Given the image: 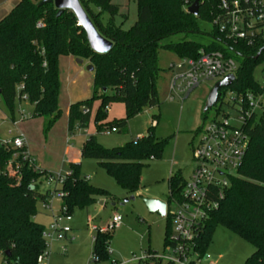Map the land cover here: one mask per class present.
Returning <instances> with one entry per match:
<instances>
[{
	"label": "trees",
	"instance_id": "obj_1",
	"mask_svg": "<svg viewBox=\"0 0 264 264\" xmlns=\"http://www.w3.org/2000/svg\"><path fill=\"white\" fill-rule=\"evenodd\" d=\"M99 33L113 42L106 54L90 47L86 33L75 14L65 10L59 17L53 4L39 5L33 0H18L0 20V95L13 110L14 103L27 100L33 105V116L59 117L61 56H72L94 66L93 95L73 102L69 107V131L75 121L86 128L92 117L95 101H99L94 121L99 132L107 128L127 133L129 121L146 108H160L157 78L161 72V48L176 53L182 59L198 60L204 53L221 52L239 63L236 79L230 87L219 91V101L227 91L243 93L260 91L255 72L264 63V43L249 46L231 42L214 23L221 12L220 0H200L199 14L187 9L195 0H136L137 20L129 29L115 23L120 5L112 0H80ZM212 24L203 32L200 22ZM41 23V26L38 24ZM178 33H199L211 38L209 43L185 40L162 45L161 42ZM125 105V117L106 122L112 103ZM210 110V109H209ZM203 112V120L208 112ZM159 118L160 114L154 115ZM156 124L146 135L123 145L108 148L95 135H90L81 147L83 159H93L105 169L117 184L130 195L140 192L142 174L149 160L161 159L169 139L155 135ZM246 131L250 143L237 174L201 226L195 249L201 259L219 226L242 237L255 247L244 264H264V117L251 119ZM26 146L14 148L0 145V254L8 264H38L46 250L45 226L36 221L38 203L51 196L42 192L37 183L44 173L27 155ZM27 155V156H26ZM47 177V176H46ZM186 180L179 172L168 179L169 194L179 198ZM62 206L67 214L84 210L100 198L110 197L107 190L90 183L79 163H72L61 187ZM168 217L171 223V217ZM172 227H167L164 245H169ZM113 231H97L94 237L93 259L108 260ZM138 264H173L163 262L156 252L148 250Z\"/></svg>",
	"mask_w": 264,
	"mask_h": 264
},
{
	"label": "rangeland",
	"instance_id": "obj_2",
	"mask_svg": "<svg viewBox=\"0 0 264 264\" xmlns=\"http://www.w3.org/2000/svg\"><path fill=\"white\" fill-rule=\"evenodd\" d=\"M112 2L120 5V14L116 16L115 23L121 25L123 29L131 28L137 20V1L112 0ZM200 28L203 32H209L212 24L201 21ZM185 40L209 43L211 38L199 33H178L163 40L161 44ZM158 61L162 69L157 78L160 108L148 107L141 114L133 117L128 123L127 133L111 132L110 128L102 132L97 130L94 116L99 101L94 102L89 125L82 128L79 122L75 121L72 130L69 131L70 99L81 97L82 100H87L93 95L94 76L86 69L87 73H84L83 77L78 79V83L72 86L74 90L67 92V83L62 84L60 111L56 121H52L54 118L52 116H33V106L18 100L11 110L0 95V138L12 139L22 134L27 138L29 154L45 175L37 179L42 192L46 188H53L47 184L48 177L57 174L66 176L71 164L79 163L82 174L92 185L110 193V197L98 200H105L106 203L101 207L97 203L95 206L98 207H95L94 211L77 209L73 212L72 221L67 223L71 231L67 237L56 239L49 246L48 256L42 261L43 264H138V260L143 258L148 250L155 251L159 256L168 253L164 239L167 227H172V222H169L167 216L149 211L144 198L167 200L168 179L172 174L180 172L185 180L190 179L196 165L193 149L200 139L199 130L207 126L217 113L219 119L224 118L223 113L234 119L238 116V112L226 105L228 98L224 95L223 102L218 101L209 110L208 117L203 120V109L207 97L218 79L201 80L199 85L189 93L174 91L171 89L173 79L187 73L189 65L176 53L164 48L159 51ZM263 65H259L255 72L256 80L260 83L263 81L261 73ZM158 114L160 117L155 118L154 115ZM124 117L125 105L121 102L112 103L108 109L106 122ZM154 119L158 120L155 128L156 137L169 139V141L161 159L148 161L149 165L143 170L140 192L135 195V199L123 203L131 195L122 189L115 179L98 165L97 161L81 159L80 149L86 138L92 134L105 147L113 148L123 145L146 135L148 129L154 125ZM68 148H70L69 153ZM53 205L55 207L60 205L58 198L53 200ZM38 210L37 220L46 221L47 219L40 214L43 210L41 202L38 203ZM175 210V206L169 207L170 212ZM116 213L122 215L123 220L113 231L109 244V258L95 262L93 259L94 237L98 230L92 229V226L105 227ZM89 215L92 221L88 219ZM171 234H173L172 230ZM254 251L255 247L248 241L226 227L219 226L208 247V258H203L199 264H244Z\"/></svg>",
	"mask_w": 264,
	"mask_h": 264
},
{
	"label": "built area",
	"instance_id": "obj_3",
	"mask_svg": "<svg viewBox=\"0 0 264 264\" xmlns=\"http://www.w3.org/2000/svg\"><path fill=\"white\" fill-rule=\"evenodd\" d=\"M219 7L221 12L214 19V23L225 33L228 41H242L249 46L264 43V0H220ZM38 25L41 26V23ZM185 62L189 65V71L175 77L171 84L172 90L182 93H189L201 80H222L231 74L236 76L239 66L237 61L225 57L221 52L204 53L198 60L185 59ZM261 73L263 81L259 82L260 91L226 92V105L238 112L236 118H230L228 114L223 113L224 118L219 119L217 113L207 126L199 130L200 139L193 149L195 168L190 179L186 180L180 197L173 196L171 202H167L166 215L171 217L173 234L170 235L169 245L166 247L168 253L161 256L156 254L163 262L199 264L202 260L195 249L201 226L209 213L218 207L217 197L223 196L224 190L230 185V179L237 174L243 163L250 143L246 131L248 122L264 117V65ZM153 124L155 125L156 121H153ZM110 131L117 130L111 128ZM0 145L14 148L26 146L23 135L10 140L0 138ZM64 179L65 176L60 174L48 177L47 184L53 188L49 189L51 196L42 204L44 208L52 210L53 200L61 198L62 193L56 190L61 187ZM171 205L176 207L173 212L169 211ZM65 210L66 208L61 206L49 227L45 228L43 237L46 250L38 264H43L52 242L66 237L71 231L67 223L72 220V215L67 214ZM122 220V215L116 213L105 227H95V230L114 231ZM0 264H8L2 254Z\"/></svg>",
	"mask_w": 264,
	"mask_h": 264
},
{
	"label": "water",
	"instance_id": "obj_4",
	"mask_svg": "<svg viewBox=\"0 0 264 264\" xmlns=\"http://www.w3.org/2000/svg\"><path fill=\"white\" fill-rule=\"evenodd\" d=\"M53 4L55 8L58 9L57 16L59 17L65 10H71L77 20L78 24L82 26L84 29L88 43L93 51L99 54H106L111 51L113 47V42L103 37L99 31L97 30L96 26L94 25L93 21L83 8L80 0H42L39 2V5L44 4ZM199 6H200V0H195L193 4H191L187 11L197 16L199 14ZM80 61H84V59L77 58ZM89 70L94 72V66L92 64L89 65ZM236 76L231 74L226 76L222 80H218L212 89L209 92V95L207 97L203 112H207L209 109L214 107L219 98V91L222 88L230 87L233 82L235 81ZM135 195H131L128 199H125V202L129 200H134ZM144 202L151 212H158L159 214L165 216L166 215V208H167V201L162 200L159 198H144ZM122 203V205H123ZM115 205V203H113Z\"/></svg>",
	"mask_w": 264,
	"mask_h": 264
},
{
	"label": "crops",
	"instance_id": "obj_5",
	"mask_svg": "<svg viewBox=\"0 0 264 264\" xmlns=\"http://www.w3.org/2000/svg\"><path fill=\"white\" fill-rule=\"evenodd\" d=\"M17 2H18V0H0V20L3 17H5L11 11V9L17 4ZM89 65H90V63L88 61L84 60L82 62V61H80L77 58H74L72 56H61L60 57V60H59V72H60V96H59V102H60V98H61V92H62V87L61 86H62V84H64L66 82L67 85H68V89L66 88L67 89V92H70V90L72 91V89H73L72 86H75L78 83V79L81 78V77H83L84 73H87L86 70L89 73H91L92 76H94V72H92L91 70H89ZM78 94H80V92ZM73 98L74 99H70L71 100L70 101V105L73 102L82 100L81 97H73ZM20 102H26L29 105H31L25 99L22 100V101H20ZM31 106H33V105H31ZM68 123H69V118H68ZM16 136H18V135H16ZM16 136H14V137H16ZM14 137H12V139ZM23 137L25 138V145H26V148H27V151H28V154H29V150H28V140H27V138L25 136H23ZM6 140H10V139L9 138H6ZM69 151H70V148L67 149V152L68 153H69ZM80 157H81V159H83L82 156H81V149H80ZM47 190H49V189L46 188V190L44 192H46ZM58 200L60 202V205L58 207H55L53 205L52 210L46 209V208L43 207L42 213L40 212V214H42L41 216L47 219L46 221L43 222V221L37 220L36 217L38 216L39 213L35 217V220L38 221V222H40V223H42L46 228H48L49 225H50V223L53 221L54 215L55 214H58L59 211H60V209H61L62 200H61V198H58ZM162 200H164V199H162ZM97 203H98L99 207H101L103 204L106 203V201L105 200L97 201L95 204H93L92 206H90L89 208L84 209V210H93L94 211L96 209L95 207H98V206H95V205H97ZM84 210H82V211H84ZM88 219H91V221H92V218H91L90 215H89V218ZM95 227H96V225H93L92 226V229H95ZM54 241H56V240H54ZM54 241L52 243H54ZM206 258H208V257H206Z\"/></svg>",
	"mask_w": 264,
	"mask_h": 264
}]
</instances>
